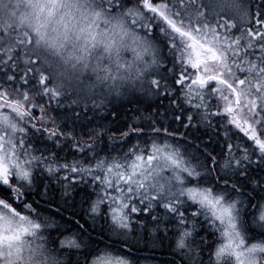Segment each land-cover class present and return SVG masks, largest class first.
<instances>
[{"label": "trees", "instance_id": "1", "mask_svg": "<svg viewBox=\"0 0 264 264\" xmlns=\"http://www.w3.org/2000/svg\"><path fill=\"white\" fill-rule=\"evenodd\" d=\"M147 1L150 0L104 3L116 17L120 15L127 20L128 27L148 30L155 42H150L154 54L151 67L138 75L144 77L143 80L123 86V101L114 94L105 96L104 85L92 88L98 79L88 70L70 68L54 53L42 46L37 51L32 50L21 39L8 46L1 35L0 97L18 110L19 120L27 131L29 149L33 150L35 157L52 167V173L55 172L54 166L68 168L82 162L84 166L93 167L101 161L120 162L144 146L164 141L178 147L193 167L207 172L206 181L202 178L200 183L218 190L225 186L243 200L240 209L246 224L249 211L255 204L264 202V124L258 125V119L254 122V118L251 120V116L241 111L242 105L234 104L235 97L227 92L228 89L225 91L223 84H198L197 66L200 63L201 77L203 74L210 79L211 76L221 78L232 85L233 93L237 92L235 86L246 85L252 66L253 69L264 67V0H240L237 7H212L200 0H158L151 7L153 13L145 15L142 9ZM159 3L164 5L158 7ZM223 19L229 21V26L225 25L227 46L222 44L229 49L226 67L219 66L217 47H209L216 55L213 61H209L205 51L198 50V47L204 49L206 46L200 42V32L195 29L196 24L202 22L225 24ZM126 33L131 35L133 32L126 30ZM232 41L235 43L229 46ZM119 67L130 71L131 66ZM114 83L115 79L110 78L108 89ZM133 88L138 100H133L135 98L130 94ZM255 98L259 100L257 96ZM228 110L231 113L225 117ZM262 112L260 107L259 113ZM42 172L36 171L34 198L26 193V203L36 209L37 220L51 219L67 226L64 231L76 232L85 243L82 251L54 243L48 253L54 255V260L59 258L57 253L62 249L73 257L68 264H88L102 249H113L130 260L145 257L146 261L153 263L190 264L172 252L162 251V248L171 249L168 238L173 229H163L161 221L153 222L160 228V236L149 239L147 236V241L143 239L145 243L141 244L113 240L112 231L106 228L109 221L105 214L83 224L82 213L88 212L89 208V200L84 195L88 192L95 195L100 191L96 186L98 177L88 180L79 175L82 178L78 181L76 175L74 182L63 178V183L71 185L66 191L68 197L74 199L67 200L66 205L59 199L46 200L47 197L39 195L44 188L48 192L52 186L63 188L59 179L63 176L61 173L52 174L49 178L52 179L51 186L46 183ZM222 181L228 184H221ZM196 184L199 185V180ZM12 194L0 186V196L13 203ZM49 196L56 197L51 193ZM49 207L55 212L48 216L43 210ZM161 211L160 208L158 212L156 207L150 212ZM190 212L193 214L198 210L191 209ZM141 215L134 216L140 220ZM202 220L212 230L208 219ZM243 227L249 232L247 225ZM178 231L179 228L174 229V234ZM55 233L56 230L49 231L44 237L42 235V239L53 240ZM213 233L218 236L217 232ZM215 236L206 234L203 237L207 242L202 245V252L210 251L207 244L216 239ZM154 239L159 244L155 249L148 244Z\"/></svg>", "mask_w": 264, "mask_h": 264}, {"label": "rangeland", "instance_id": "2", "mask_svg": "<svg viewBox=\"0 0 264 264\" xmlns=\"http://www.w3.org/2000/svg\"><path fill=\"white\" fill-rule=\"evenodd\" d=\"M154 1L158 0L147 1L143 5L145 15L153 13L151 7ZM200 1L212 7H237L240 4V0ZM105 2L112 0H0V35L8 46L21 39L32 50L37 51L42 46L54 53L70 68L88 70L98 79L92 88L104 85L105 96L114 94L123 101V86L135 85L136 81L143 80L144 77L138 75L151 67L154 54L150 42H155L145 28L128 27V21H124L120 15L116 17L113 10L104 6ZM163 5L159 3L158 7ZM224 22L217 21L214 25L202 22L195 27L200 32V42L206 46L205 49L198 47V50L205 51L209 61H213L216 55L209 47H217L219 66L222 67H226L229 50L224 46H227L225 25L229 26V21ZM126 30L133 33L127 35ZM234 43L228 44L231 46ZM193 64H196L195 60ZM119 66H131L130 71ZM253 67L246 78V85L235 86L236 93L221 78H217L221 82L205 83L209 77L203 74L201 77L200 73L196 82L210 86L223 84L225 91L228 89L227 92H231L238 104L242 105L241 111L251 116V120L254 118V122L258 119V125L264 124V113H259L260 107L264 111V67ZM119 75V79H116ZM110 78L115 79L116 83L108 89ZM8 103L0 97V186L20 200L24 199L25 193L34 191L37 170L45 171L41 175L46 177L58 171L63 175L59 178L62 183L63 178L74 182L76 175H83L88 180L98 177L96 183L101 186L96 185L100 189L97 193L99 199L89 206L88 213L95 219L107 215L115 235H112L113 240L126 244L145 243L141 222L134 215L139 214L141 209L153 211L157 207L158 212L162 209L164 217L156 213L158 218H154L153 222L161 221L163 229L173 227V233L169 232L171 237L168 238V246L173 247L169 250L162 248L165 253L172 252L190 264H264V202L259 205L254 203L245 224L240 209L243 200L225 186L218 190L200 183L202 178L206 181L207 172L189 164L178 147L167 142L165 145L153 143L148 146L151 152L144 155L136 151L120 162L110 164L101 161L93 167L84 166L82 162L68 168L54 166L55 172L52 173V167L35 157L33 150L29 149L27 131L18 117L20 113ZM229 113V110L225 112V117ZM198 180L199 185L196 184ZM221 184L228 182L222 181ZM62 187L68 191L71 185L63 183ZM39 195L49 198L45 188ZM191 209L198 210L193 213L198 218L190 212ZM174 216H177V223H172ZM38 217L36 209L29 202L16 205L0 197V264L72 262L73 257L62 252V249L57 253L58 259L54 260V255L48 254L56 242L52 239L44 241L42 235L44 231L48 234L56 230L59 223L51 219L41 222L37 220ZM202 218L208 219L210 228L218 236L208 225H204ZM243 225H247L249 232ZM178 228L179 231L174 234V229ZM206 234L217 239L208 253L202 252V245L207 242L203 240ZM165 235L168 233L165 232ZM83 241L78 234L71 233L57 243L82 251L85 245ZM148 244L154 249L159 246L155 239ZM88 264L164 263L130 260L113 249H102Z\"/></svg>", "mask_w": 264, "mask_h": 264}, {"label": "bare ground", "instance_id": "3", "mask_svg": "<svg viewBox=\"0 0 264 264\" xmlns=\"http://www.w3.org/2000/svg\"><path fill=\"white\" fill-rule=\"evenodd\" d=\"M206 91H208V90H206ZM137 91L136 90H134V88L130 91V94H132V96H134V98L135 99H133V100H136V98H137ZM125 98V97H124ZM128 127H130L131 128V125H129ZM155 143H159L160 145H165V142L164 141H160V142H155ZM148 152H151L150 150H149V147L148 146H144V147H142V148H140L139 150H138V153H141V154H147ZM67 164H70V162L69 163H67ZM44 177H46V176H44ZM49 178H51V177H46L45 178V181H46V183L47 184H49V185H51L52 186V184H51V182H52V179L50 180ZM82 177L81 176H79L78 177V181L81 179ZM52 188L53 189H51V191L49 192V193H51L52 195H55L56 197H54V196H49V198L47 199V200H53V199H55V200H60V201H62L63 202V204H66V205H68V201L70 202V201H73L74 199L73 198H69L68 196H69V193H67L66 191H65V189L64 188H61V187H54V186H52ZM29 194V196H31L32 198H34V193H32V192H30V193H28ZM71 194V193H70ZM73 195H74V193H72ZM71 194V195H72ZM84 197H86L88 200H89V202H88V207L95 201V200H97V199H99L98 198V195L95 193V195H92V193L91 192H88V193H86L85 195H84ZM68 200V201H67ZM66 201H67V203H66ZM46 204H48V203H46ZM47 209H48V211H47ZM48 216L49 215H53L54 214V212H55V210L54 209H52V208H44V210H43ZM144 212V209H141L140 211H139V214H137V215H141L142 213ZM158 214H161V213H158ZM157 216V214H156V212H153V214H152V212H150V211H147V212H145V213H143L142 215H141V218H140V222H141V233H142V236H143V239L145 240V241H147V236H148V239L149 238H151V237H159L160 236V234H159V231H160V228L157 226V225H155L154 223H153V220H154V218H153V216ZM162 215V214H161ZM82 216H83V224H85L86 222H90V221H92V219H94V216H92V215H89V213L86 211H84L83 213H82ZM162 217H164V215H162ZM157 218H158V216H157ZM39 221H41L42 222V220L40 219ZM173 223H177V221H176V218H174V221H173ZM64 227H67V226H62V225H58L57 226V228H56V233H55V236H54V239H53V241L54 242H60V241H62L63 240V238L65 237V236H67L68 234H71V233H74L73 231H71L70 229L69 230H63V228ZM106 228L107 229H109V230H111L112 232V235H114V232H113V228L111 227V225H110V223H108L107 224V226H106ZM171 228H173V227H171ZM170 228V229H171ZM55 231V230H54ZM65 232H66V234H65ZM148 232V233H147ZM76 233V232H75ZM115 236V235H114ZM217 243V239H213V240H211L208 244H207V247H212V246H214L215 244ZM173 247V246H172ZM199 248H200V246H199ZM138 254V253H137ZM140 255H143V254H141L140 253ZM144 256H146V255H144ZM138 259H140L141 261H145L147 258H140V257H138ZM133 260H135V259H133Z\"/></svg>", "mask_w": 264, "mask_h": 264}, {"label": "water", "instance_id": "4", "mask_svg": "<svg viewBox=\"0 0 264 264\" xmlns=\"http://www.w3.org/2000/svg\"><path fill=\"white\" fill-rule=\"evenodd\" d=\"M199 67L197 66V69H198ZM199 78H200V75H199V72H198V80H199ZM209 81V79H206L205 80V82H208ZM236 103H238V101H237V99H236ZM15 198V196H11V199H14Z\"/></svg>", "mask_w": 264, "mask_h": 264}, {"label": "flooded vegetation", "instance_id": "5", "mask_svg": "<svg viewBox=\"0 0 264 264\" xmlns=\"http://www.w3.org/2000/svg\"><path fill=\"white\" fill-rule=\"evenodd\" d=\"M233 116V115H232ZM20 203L19 201L17 202V204Z\"/></svg>", "mask_w": 264, "mask_h": 264}]
</instances>
